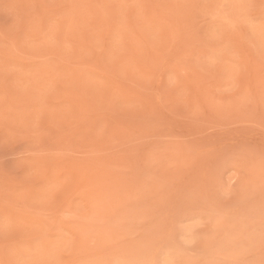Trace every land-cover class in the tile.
<instances>
[{"label": "rangeland", "instance_id": "rangeland-1", "mask_svg": "<svg viewBox=\"0 0 264 264\" xmlns=\"http://www.w3.org/2000/svg\"><path fill=\"white\" fill-rule=\"evenodd\" d=\"M0 264H264V0H0Z\"/></svg>", "mask_w": 264, "mask_h": 264}]
</instances>
